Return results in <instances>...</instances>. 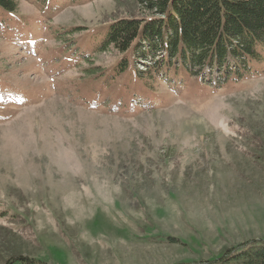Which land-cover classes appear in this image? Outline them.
<instances>
[{"label":"rangeland","instance_id":"obj_1","mask_svg":"<svg viewBox=\"0 0 264 264\" xmlns=\"http://www.w3.org/2000/svg\"><path fill=\"white\" fill-rule=\"evenodd\" d=\"M22 4L0 27V264H193L264 239V58L222 88L147 95L95 51L151 16L140 1Z\"/></svg>","mask_w":264,"mask_h":264},{"label":"trees","instance_id":"obj_2","mask_svg":"<svg viewBox=\"0 0 264 264\" xmlns=\"http://www.w3.org/2000/svg\"><path fill=\"white\" fill-rule=\"evenodd\" d=\"M138 1L150 17L113 21L95 43L97 53L113 50L121 55L106 78H119L127 88L137 87L150 95L158 78L171 84V77L177 81L194 77L199 86L218 89L230 79H244L251 74L250 65L264 58V0ZM22 2L50 5V0H0V27L7 28V16L22 20L18 15ZM26 21L25 17L22 23ZM128 102L142 104L137 98ZM193 264H264V239L243 242L213 260Z\"/></svg>","mask_w":264,"mask_h":264},{"label":"bare ground","instance_id":"obj_3","mask_svg":"<svg viewBox=\"0 0 264 264\" xmlns=\"http://www.w3.org/2000/svg\"><path fill=\"white\" fill-rule=\"evenodd\" d=\"M176 114H177L178 118H181L182 113L181 114L180 113H176ZM185 123H187V124H185ZM170 125L175 127L177 130L180 129V126L184 129L186 127V125H190V127L191 126H193V127L197 126L198 127V126H201V125L205 126L204 121H202L200 119H197V118H191V120L185 121L183 123V122H181L179 120H175V117L172 118V119L170 118Z\"/></svg>","mask_w":264,"mask_h":264}]
</instances>
